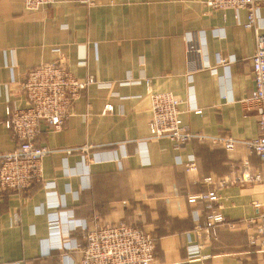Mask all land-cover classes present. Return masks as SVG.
<instances>
[{"label":"crops","instance_id":"obj_1","mask_svg":"<svg viewBox=\"0 0 264 264\" xmlns=\"http://www.w3.org/2000/svg\"><path fill=\"white\" fill-rule=\"evenodd\" d=\"M245 20V10H212L201 0H53L34 11L22 0H0V154L16 146L20 129L51 150L39 159L0 160V264H60L67 254L79 260L48 234L49 180L61 209L89 227L125 223L151 234L152 264H261L244 221L264 212V165L241 142L225 150L208 139L258 134L255 111L240 101L254 91L255 36ZM191 35L208 67L188 75ZM89 76L97 82L79 88ZM150 91L182 99L183 124L204 138L176 147L149 137ZM60 106L68 107L60 129L39 121ZM84 145L91 159H83ZM191 156L196 169L188 171ZM243 159L263 179L217 190L224 222L201 242L204 258L189 261L196 214L203 225L209 208L188 196L211 190L205 177L230 174Z\"/></svg>","mask_w":264,"mask_h":264},{"label":"built area","instance_id":"obj_2","mask_svg":"<svg viewBox=\"0 0 264 264\" xmlns=\"http://www.w3.org/2000/svg\"><path fill=\"white\" fill-rule=\"evenodd\" d=\"M201 1L212 10H245L246 20L242 25L244 28L252 30L255 36V48L251 56L254 91L250 96L240 101L247 109L255 111L258 134L256 137L241 141L231 136L223 135L209 137L208 139L213 145L225 150H233L241 142L264 165V25L259 15L262 2L259 0ZM51 2L53 0H22L23 6L29 11L38 10L41 6ZM197 38L198 35H191L187 39L185 72L188 75L208 67V64L205 63V55L202 54L201 47L197 43L199 40ZM53 50L59 51L58 48ZM217 60L219 63L224 61L220 56H217ZM144 79L146 84H148L147 78ZM93 82L97 81L89 76L85 81L78 83V87L83 88ZM192 98L191 96L190 110L198 113L200 109L195 106ZM149 100V137L167 138L176 147L191 141L196 136L204 138L201 134L192 133L183 124L180 108L182 99L177 95L170 91H153L149 92ZM66 108L65 106H60L58 109L44 112L41 116L51 128L58 130L67 116L65 115ZM6 114L9 118L6 120L5 125L11 127L14 124L12 111L7 109ZM18 133L16 146L12 150L0 154L1 161L14 162L23 159H39L51 152L48 147L38 145L35 142L32 132H23L20 129ZM90 149L91 145L79 147L83 159H91ZM184 167L188 171L196 169L192 156L184 164ZM262 179L263 175L261 172L253 170L248 159H243L240 167L230 174L204 178L206 182L212 184V189L188 196L189 202L207 201L206 207L209 208V212L204 215L203 225L200 223L202 217L200 218V215L195 211L197 216L195 219L194 239L191 240L188 236L187 259L189 261L204 258L200 254L201 242L210 240L215 235L216 227L224 222V216L219 212L216 205L218 200L217 190L235 183L254 184ZM43 186L47 192V202L52 208L47 213L48 234L56 240L58 248L80 253L78 261H73L67 254V261L60 264H152L155 241L151 234L125 223L105 222L102 224L96 223L94 226L89 227L85 220L74 217L67 209H61L60 205L62 206V203L54 193L55 182L53 180L45 181ZM256 203L254 202V204ZM244 224L249 229L248 245L255 247L257 252L264 254V212L257 217L245 220ZM76 230L80 231L81 240L71 235ZM26 264L33 263L27 262ZM261 264H264V256L261 259Z\"/></svg>","mask_w":264,"mask_h":264},{"label":"rangeland","instance_id":"obj_3","mask_svg":"<svg viewBox=\"0 0 264 264\" xmlns=\"http://www.w3.org/2000/svg\"><path fill=\"white\" fill-rule=\"evenodd\" d=\"M93 78V77H92ZM94 80H96L95 78H94ZM97 81V80H96ZM84 88V87H83ZM150 92H153V91H150ZM68 108V107H67ZM66 108V109H67ZM65 115H68V112H67V110H65ZM39 121H41V123H45V124H47L46 123V121H45V119H43V117L41 116L40 117V119H39ZM65 121V120H64ZM9 128V127H8ZM39 145V144H38ZM262 164V163H261ZM232 227V226H231Z\"/></svg>","mask_w":264,"mask_h":264},{"label":"trees","instance_id":"obj_4","mask_svg":"<svg viewBox=\"0 0 264 264\" xmlns=\"http://www.w3.org/2000/svg\"><path fill=\"white\" fill-rule=\"evenodd\" d=\"M71 235L76 236L79 240H81V234L79 230H76L74 233H72Z\"/></svg>","mask_w":264,"mask_h":264}]
</instances>
